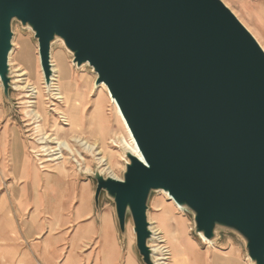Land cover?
Here are the masks:
<instances>
[{"label": "water", "instance_id": "water-1", "mask_svg": "<svg viewBox=\"0 0 264 264\" xmlns=\"http://www.w3.org/2000/svg\"><path fill=\"white\" fill-rule=\"evenodd\" d=\"M15 21L35 33L48 86L59 39L116 100L139 156L123 180L96 176L95 201L114 200L122 232L131 214L145 264L156 191L193 213L196 235L236 232L264 264V51L221 0H0L6 97Z\"/></svg>", "mask_w": 264, "mask_h": 264}, {"label": "rangeland", "instance_id": "rangeland-1", "mask_svg": "<svg viewBox=\"0 0 264 264\" xmlns=\"http://www.w3.org/2000/svg\"><path fill=\"white\" fill-rule=\"evenodd\" d=\"M221 1L264 51V0ZM12 30L13 49L9 55L12 88L8 97L0 79V264H145L137 249L131 214L122 232L114 200L102 191L98 205L95 201L96 176L123 180L130 162L127 153L131 152L125 144L131 138L110 102V93L103 83L96 85L98 75L89 64L80 67L74 64V55L63 41L58 39L52 44L51 62L57 66L61 62L68 65L73 84L69 92L74 98L77 119L93 120L96 131L91 140L104 142L108 147L105 155L112 160L113 167L107 170L99 166L96 158L100 156L88 157V170L75 165V175L65 177L55 170L61 160H46L50 158L48 154H58V158L67 149L52 140L55 138L53 129H68L63 115L67 108L55 100L52 81L50 86L46 84L39 42L33 30L17 21L13 22ZM25 73H29L32 83L41 89L42 99L35 95L28 99L19 89L23 86L22 80L28 77L22 76ZM43 109L48 118L44 131V122L35 121L31 116V112L42 113ZM60 139L65 140L64 136ZM49 148L50 151L45 152ZM148 207V221L154 235L148 244L153 249V260L161 263L156 238L167 236L166 246L173 255V264H188L175 241L189 230L201 239V235L194 232L193 213L176 209L164 191L152 192ZM213 242L214 246L205 243V250L214 264H219L223 257L231 258L225 264H253L246 241L238 233L219 228Z\"/></svg>", "mask_w": 264, "mask_h": 264}, {"label": "bare ground", "instance_id": "bare-ground-1", "mask_svg": "<svg viewBox=\"0 0 264 264\" xmlns=\"http://www.w3.org/2000/svg\"><path fill=\"white\" fill-rule=\"evenodd\" d=\"M40 56V55H39ZM62 58V57H61ZM60 59V57H59ZM65 60V59H64ZM61 61V59L59 60ZM68 62V61H67ZM52 68H53V77H52V85L54 87V90L56 93L53 94L55 96V100L60 101V103H63L67 110L63 111V115L65 118V121L67 122L68 129L65 128H55L53 129L55 138H53V141H57V144L65 145L67 148L66 152L62 151L60 154H62L60 157L57 158V155H49L50 158L47 161L50 162H56L60 161L61 163L59 165H56L59 172L64 173L65 177H70L71 175H75L76 173V167L75 165L85 166L87 170L89 169L87 165V158L88 157H97L100 156V158H96L98 161V165L103 167L105 166L107 170H112V163L110 158H108L105 153L106 149L108 148L104 142H101L100 140H95L92 142V138L95 135L96 127L93 122V120L88 118L87 120H78L77 119V111L74 107V98H72V94L69 92L71 88L73 87L72 84V78L70 77L69 70L67 69V66L65 62H61L59 66H57L54 62H52ZM42 69V67H41ZM22 74V73H21ZM44 74V73H43ZM59 74V75H58ZM22 76H28L27 78L22 80L23 86H19V89L21 91L25 92L26 98L30 99L32 96H36L37 99H42V91L41 89L36 86L34 83H32V80L29 78V73H25ZM17 77V76H15ZM58 78V80H57ZM56 82H59L58 84ZM104 84V83H103ZM102 84V85H103ZM108 90V93H110L108 87L104 84V88ZM28 89H31L28 91ZM32 92V95H29V93ZM111 96V93L109 94ZM77 98V97H76ZM111 104L114 107V110L116 114L119 116L120 120L124 122L126 131L128 132L131 140L129 143H126V147L128 150L135 156H139L138 147L135 143V140L127 126V123L120 111V108L116 102V100L111 96ZM29 104H40V102H31L28 101ZM43 105V104H42ZM44 107V106H43ZM42 107V108H43ZM34 116L35 121L42 120L44 122L43 131L46 130V122H48L46 111L43 109L42 113H39L37 111L31 112V116ZM58 122V121H57ZM122 123V122H121ZM37 129V128H36ZM47 134L44 133V136ZM64 136L65 140L61 141L60 137ZM52 137H48V139H51ZM63 142V143H62ZM46 148L45 146L43 149ZM57 148H59L57 146ZM51 148L48 150H45V152L50 151ZM62 150V148H61ZM107 154V153H106ZM47 155V154H46ZM46 159V158H45ZM75 163L73 165V162ZM114 165V164H113ZM50 166V165H49ZM52 167V169H54ZM72 172H69L71 171ZM27 171V170H26ZM60 173V174H61ZM102 173V172H101ZM168 199L175 205L176 209L180 210V207L175 203L174 199L168 195V193L164 192ZM52 194V193H51ZM46 205V204H45ZM158 228V227H157ZM160 231V230H158ZM156 235H160L158 232L154 231ZM167 237V236H165ZM165 237L159 236L157 237L158 245H157V253H158V260L161 261L160 264H173L172 262V254L171 251L168 249L169 247L166 246V240ZM201 240L204 241L209 246H214V242L206 239L203 235L200 236ZM187 253V252H186ZM179 256V255H178ZM231 258L229 257H223L222 261L229 262Z\"/></svg>", "mask_w": 264, "mask_h": 264}, {"label": "crops", "instance_id": "crops-1", "mask_svg": "<svg viewBox=\"0 0 264 264\" xmlns=\"http://www.w3.org/2000/svg\"><path fill=\"white\" fill-rule=\"evenodd\" d=\"M175 244L179 253L187 257L188 264H214V260L210 259L208 250H205L207 245L201 239L195 237L191 230H189V233L177 236ZM219 264L225 263L221 259Z\"/></svg>", "mask_w": 264, "mask_h": 264}, {"label": "snow or ice", "instance_id": "snow-or-ice-1", "mask_svg": "<svg viewBox=\"0 0 264 264\" xmlns=\"http://www.w3.org/2000/svg\"><path fill=\"white\" fill-rule=\"evenodd\" d=\"M259 260V259H258ZM260 264H261V261H260Z\"/></svg>", "mask_w": 264, "mask_h": 264}]
</instances>
